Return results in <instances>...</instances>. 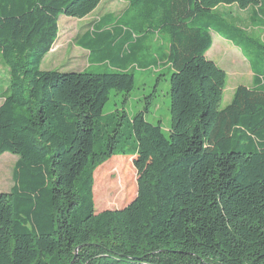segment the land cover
Here are the masks:
<instances>
[{"label":"trees","instance_id":"1","mask_svg":"<svg viewBox=\"0 0 264 264\" xmlns=\"http://www.w3.org/2000/svg\"><path fill=\"white\" fill-rule=\"evenodd\" d=\"M99 1L0 0L9 68L0 154L18 155L12 186L0 192V264H264V44L213 13L264 0H129V36L170 37L168 138L143 111L102 115L110 89L133 87L128 57H114L119 71L106 73L39 68L58 16L83 17ZM103 25L84 42L91 51L119 36ZM210 29L258 64L254 84L236 87L221 109L226 75L204 55ZM112 156H133L136 193L95 212L93 173ZM112 159L100 169L126 189L130 166Z\"/></svg>","mask_w":264,"mask_h":264},{"label":"rangeland","instance_id":"2","mask_svg":"<svg viewBox=\"0 0 264 264\" xmlns=\"http://www.w3.org/2000/svg\"><path fill=\"white\" fill-rule=\"evenodd\" d=\"M128 5L129 0H100L83 17L60 14L57 18V35L50 50L43 56L39 68L62 72L106 73L119 71L117 69L119 65L114 62V57L119 60L128 57L129 61L124 66L133 76V87L128 92L110 89L108 99L102 108V115L115 109H123L128 116L143 111L146 121L159 124L161 132L168 138L171 123L168 93L171 74L168 61L170 37L160 29L152 32H133L129 36L130 29L122 25L126 17L122 13ZM213 13L264 44V8L261 5L240 8L235 3L219 4L213 9ZM113 15L114 17L110 18ZM98 22L104 23L105 30L120 31L111 48L110 44H107V49L103 52H99L98 49L96 52L91 51L84 46V42L89 39L90 31L95 29ZM210 37L211 45L204 55L221 67L226 75L219 102L221 109L230 102L236 87L254 84L257 73L252 64L254 67H258V64H255L254 57L246 48L237 45L233 40L227 39L213 29H210ZM124 38L126 44L120 47ZM8 83L9 68L0 54V105L4 100ZM112 158H126L130 166L132 180L126 189L123 188V182L117 172L106 175V172L100 169ZM17 159L18 155L9 151L0 154V192L10 190L12 169ZM136 178L133 156H112L97 166L93 173L95 212L118 209L129 203L136 193Z\"/></svg>","mask_w":264,"mask_h":264},{"label":"crops","instance_id":"3","mask_svg":"<svg viewBox=\"0 0 264 264\" xmlns=\"http://www.w3.org/2000/svg\"><path fill=\"white\" fill-rule=\"evenodd\" d=\"M126 10H127V9L123 10V13H124V14L122 13V15H125ZM115 15H117V14H115ZM112 17H114V15H113V16H110V18H112ZM91 32H92V30L90 31V33H91Z\"/></svg>","mask_w":264,"mask_h":264}]
</instances>
